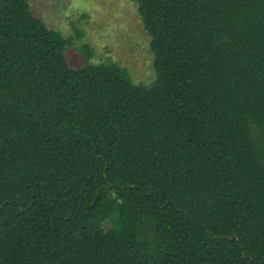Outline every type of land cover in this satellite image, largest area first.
<instances>
[{"label": "trees", "instance_id": "trees-1", "mask_svg": "<svg viewBox=\"0 0 264 264\" xmlns=\"http://www.w3.org/2000/svg\"><path fill=\"white\" fill-rule=\"evenodd\" d=\"M132 1L151 86L0 0V264H264V0Z\"/></svg>", "mask_w": 264, "mask_h": 264}, {"label": "rangeland", "instance_id": "rangeland-1", "mask_svg": "<svg viewBox=\"0 0 264 264\" xmlns=\"http://www.w3.org/2000/svg\"><path fill=\"white\" fill-rule=\"evenodd\" d=\"M30 6L48 28L73 39L66 50L71 68L111 62L135 84L151 86L156 80L150 38L132 0H30Z\"/></svg>", "mask_w": 264, "mask_h": 264}]
</instances>
